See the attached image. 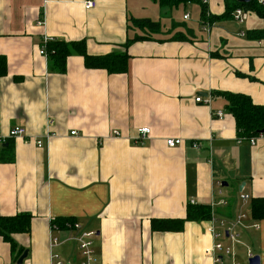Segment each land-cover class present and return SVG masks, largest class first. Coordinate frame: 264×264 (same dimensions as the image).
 <instances>
[{"label":"crops","instance_id":"obj_1","mask_svg":"<svg viewBox=\"0 0 264 264\" xmlns=\"http://www.w3.org/2000/svg\"><path fill=\"white\" fill-rule=\"evenodd\" d=\"M88 1L95 8L86 10ZM144 1L0 0V56L7 64L0 137L21 128L32 138L0 144L1 213L33 216L30 235L14 236L28 251L23 264H52L54 256L83 263L71 240L76 232L53 225L66 220L96 232L97 264H214L209 221L187 222L182 232H154L152 221L183 220L189 204L231 220L241 212L251 216V199H264V142L238 143L227 101L215 95L242 94L264 105V38L252 34L264 30V19L248 17L246 31L223 20L201 24L200 35L177 27L169 36L159 22L162 31L150 34L130 28L133 20L156 22L137 10ZM151 2L157 12L159 2ZM208 6L215 16L225 12L224 0ZM42 15L45 27L37 25ZM44 37L85 41L96 57L126 53L128 72L88 69L73 56L59 73L40 55ZM136 37L145 39L125 49ZM219 112L222 118L214 117ZM145 127L151 135L136 145ZM48 134L55 137L38 148ZM167 139L183 144L170 149ZM254 224L259 230L240 231L241 241L264 264V219L250 218L247 225ZM16 256L0 237V264H17Z\"/></svg>","mask_w":264,"mask_h":264},{"label":"trees","instance_id":"obj_2","mask_svg":"<svg viewBox=\"0 0 264 264\" xmlns=\"http://www.w3.org/2000/svg\"><path fill=\"white\" fill-rule=\"evenodd\" d=\"M159 2L162 8L179 7L180 5L195 4L201 8V24H216L223 20H233V12L237 9H243L247 13H254L264 19V5L261 0H251L248 4H241L238 0H224L225 12L221 16H215L210 13L208 5L204 0H155ZM264 1V0H263ZM150 34H158L162 31V25L159 22H153L150 19L133 20L132 26ZM251 32L248 33V35ZM258 39L264 38V30L252 33ZM145 39L144 37L128 39L124 48L127 49L134 42ZM179 39V38H178ZM47 54L49 63L54 70L59 73H65L68 59L73 56H80L85 61V67L92 70H104L110 75L126 74L130 56L124 54H110L106 56H91L87 52L86 42L67 43L63 41H53L47 45ZM7 71V64L4 57L0 56V76H4ZM227 101L228 112L234 117L238 139L246 140L256 137L264 131V105H257L253 100L242 94L216 93ZM247 143V142H246ZM249 144V143H248ZM250 145V144H249ZM3 148V149H8ZM11 156L7 161H13ZM251 219L260 221L264 219V199H251ZM212 208L205 205L189 204L186 211V218L183 220H154L152 221V230L154 232H182L187 222L210 221L212 218ZM33 216L29 214H18L16 216H4L0 210V237L5 243L11 246L12 254L17 255L16 260L24 252L14 241L15 235H30L32 232ZM60 229L70 228L76 224L75 220H66L65 222H54L53 225Z\"/></svg>","mask_w":264,"mask_h":264},{"label":"built area","instance_id":"obj_3","mask_svg":"<svg viewBox=\"0 0 264 264\" xmlns=\"http://www.w3.org/2000/svg\"><path fill=\"white\" fill-rule=\"evenodd\" d=\"M203 3L205 5H209V0H204ZM261 4L264 5V1H260ZM95 2L94 1H88L85 4L86 10H91L95 8ZM43 16V15H42ZM233 20L238 23L239 25H244L245 22L248 19V13L244 11L243 9H237L232 14ZM190 19V15L187 14L184 16V20L188 21ZM39 27H45L46 22L44 16L40 19V21L37 24ZM240 37H245L246 34L244 32H241L239 34ZM55 41L54 39H48L47 37H44L40 49V55L48 59L47 54V45L50 42ZM196 103H203L202 98L196 99ZM208 103V102H205ZM222 113H217L214 115L216 118H222ZM72 136H76V132L71 133ZM151 135V129L148 127L142 128L138 131L137 138H134V142L136 145H144V142L150 137ZM113 136L118 138L121 137L120 133L115 131L113 132ZM55 137V135H46L43 139L37 140L36 144L38 148L44 147L43 140H50L51 138ZM13 138H24L28 141L32 140V138L27 137L26 132L24 129L16 128L12 130L8 137H0V144H6L9 139ZM238 143H249L252 147L257 146L259 143L264 142V133H261L260 135L250 138L246 140L245 138H239L237 139ZM183 144L182 139H167L166 145L170 149L177 148ZM198 146V145H197ZM240 199H242L244 202L248 203L250 202V196L244 194L243 192L240 194ZM251 216L248 214H240L236 216L235 218L231 220H225V219H218L214 214H212V218L210 219V225L208 228V231L212 235L214 239L213 247L210 251H207V253H211L213 263L214 264H225V258H231L235 259L237 257L235 252V246L236 245H242L241 241V234L240 231L246 230V229H255L259 230V225L254 224L251 226H248L247 223L250 220ZM252 220V219H251ZM69 229L76 232L75 236L71 239L75 243H77L80 254L83 259L82 264H97V257H96V251L94 246V239L96 238V232H87L82 231L81 226L77 223L73 226H71ZM223 241H227L229 244L222 243ZM59 245V241L57 239L52 240V247H56ZM248 263L251 258L254 257L251 251H248L247 254ZM54 261L52 264H63L61 259L58 256H54ZM233 264H240L236 261L233 262Z\"/></svg>","mask_w":264,"mask_h":264},{"label":"rangeland","instance_id":"obj_4","mask_svg":"<svg viewBox=\"0 0 264 264\" xmlns=\"http://www.w3.org/2000/svg\"><path fill=\"white\" fill-rule=\"evenodd\" d=\"M151 1H153V0H145L143 2L145 4V6L142 7L145 9L137 8V10H139L141 12H142V10L144 12H148V14H150V16H152L151 18H155L154 20L156 22H160L163 25V32L165 29V31H166L165 34L167 36L172 35L171 29L172 28L178 29L177 27H180V28L182 27L185 29L192 27L195 29L194 33H196L197 35H200L198 28H199V26H201V21H200L201 8L198 5L187 4V5H180L179 7H167V8H162V7L160 8L159 6H155V9L157 7V12H156V10L155 11L150 10V8H149L150 7L149 5H153V4H151L152 3ZM187 14L190 15V19L188 21H185L184 16ZM248 17L254 18V19L258 18V16L254 13H248ZM228 23L230 25H235L232 22H228ZM238 28H239V30H245L246 31V29H245L246 25H242V26L239 25ZM240 200L246 204V202H244L242 199H240ZM237 204H239V200H237ZM240 204L243 206L242 203H240ZM248 204H249V202H248ZM240 214H247V213L241 212ZM222 243L227 244V245L229 244L227 241H223ZM235 252L237 255L238 263L249 264L247 256H246L247 248L245 246L236 245L235 246Z\"/></svg>","mask_w":264,"mask_h":264},{"label":"water","instance_id":"obj_5","mask_svg":"<svg viewBox=\"0 0 264 264\" xmlns=\"http://www.w3.org/2000/svg\"><path fill=\"white\" fill-rule=\"evenodd\" d=\"M251 0H238L239 3L241 4H248L250 3ZM206 97L208 95H205ZM262 133H264V131H262ZM226 186V185H225ZM242 190V189H241ZM28 257V251H25L23 253V255L19 258L17 264H23V262L25 261V259ZM260 257L259 256H254L253 258H251L249 260V264H260Z\"/></svg>","mask_w":264,"mask_h":264}]
</instances>
